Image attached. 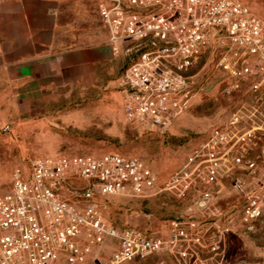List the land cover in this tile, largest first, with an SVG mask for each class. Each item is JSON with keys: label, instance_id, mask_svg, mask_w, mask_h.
Instances as JSON below:
<instances>
[{"label": "built area", "instance_id": "obj_1", "mask_svg": "<svg viewBox=\"0 0 264 264\" xmlns=\"http://www.w3.org/2000/svg\"><path fill=\"white\" fill-rule=\"evenodd\" d=\"M97 4L110 42L130 60L119 81L128 122L168 129L201 91L195 69L213 42L227 96L235 91L251 102L215 125L163 181L141 159L115 153L42 157L15 169L0 195V264H127L202 244L194 219L174 223L169 238L116 225L103 212L113 197L168 194L204 211L228 177L243 194L241 222L250 229L264 214V19L241 0ZM221 241L213 235L210 250L218 252Z\"/></svg>", "mask_w": 264, "mask_h": 264}, {"label": "rangeland", "instance_id": "obj_2", "mask_svg": "<svg viewBox=\"0 0 264 264\" xmlns=\"http://www.w3.org/2000/svg\"><path fill=\"white\" fill-rule=\"evenodd\" d=\"M241 2L264 19V0ZM217 43H212L211 50L195 69L201 91L198 90L187 110L165 131L147 129L125 119L119 81L130 62L128 58L115 84L63 89L53 98L35 103L26 113L12 114L9 121L0 124V195L10 189L15 169L26 170L37 158L59 155L115 153L137 157L153 169L161 181L168 178L215 125L224 123L232 111L251 102L247 95L235 91L227 96L230 82L215 66ZM262 146L264 137L258 149ZM242 195L234 190L230 179L213 201V207L218 209L221 204L222 214L234 223L236 235L229 248V259L231 264H264V217L252 228H246L241 222ZM105 206V217L116 225L144 231L165 230L168 220L195 211L190 209L189 202L168 194L113 197L106 200ZM209 212L216 213L215 210ZM127 264L172 263L165 257L155 256Z\"/></svg>", "mask_w": 264, "mask_h": 264}, {"label": "crops", "instance_id": "obj_3", "mask_svg": "<svg viewBox=\"0 0 264 264\" xmlns=\"http://www.w3.org/2000/svg\"><path fill=\"white\" fill-rule=\"evenodd\" d=\"M125 59L122 48L109 40L97 0H0V124L63 89L117 83ZM229 180L220 181L216 197ZM213 206L168 220L165 230H153L169 238L174 223L194 219L204 236L202 244L184 242L149 258L165 257L172 264H231L234 223L222 214L221 204ZM213 235L222 238L216 253L210 250Z\"/></svg>", "mask_w": 264, "mask_h": 264}]
</instances>
